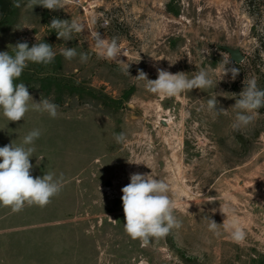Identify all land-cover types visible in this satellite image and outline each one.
I'll use <instances>...</instances> for the list:
<instances>
[{"label": "rangeland", "instance_id": "1", "mask_svg": "<svg viewBox=\"0 0 264 264\" xmlns=\"http://www.w3.org/2000/svg\"><path fill=\"white\" fill-rule=\"evenodd\" d=\"M14 2L0 0V52L14 54L18 41L53 47V62H28L14 83H24L36 102L57 104L58 114L37 111L30 100L24 118L11 122L0 109V147L23 146L38 129L26 146L34 148L31 174H62L63 187L44 207L14 213L0 206V264H264V107L247 127L231 128L244 82L255 77L264 89V37L252 30L248 0H64L57 10ZM53 18L85 29L59 39ZM88 28L116 37L127 57H100ZM226 46L240 49L244 61ZM65 47L77 56L65 59ZM223 66L239 69L235 80L222 78ZM157 67L189 78L207 70L214 84L161 98L134 78L142 69L154 80ZM210 98L226 111H210ZM121 132L126 139L118 143ZM132 173L169 183L178 204L182 226L147 247L124 230L121 189ZM220 204L244 222L242 245L223 228L219 237L209 231L210 219H225Z\"/></svg>", "mask_w": 264, "mask_h": 264}, {"label": "clouds", "instance_id": "2", "mask_svg": "<svg viewBox=\"0 0 264 264\" xmlns=\"http://www.w3.org/2000/svg\"><path fill=\"white\" fill-rule=\"evenodd\" d=\"M41 5L49 10L64 8V0H29L27 7L33 8ZM19 0H15L14 7L19 8ZM105 20L103 26H107ZM55 30L59 39L71 40L73 32L81 33L85 25L76 20H60L53 18L49 24ZM102 26V27H103ZM89 39L94 41L97 54L107 60H116L121 56H126L118 42L113 37L110 41L106 37L93 29L88 28ZM37 39V38H36ZM14 54L9 51L0 52V109L4 117L11 122L22 120L29 111V101H33L32 107L41 112H47L55 118L58 114V105L48 99H40L39 102L33 100L24 83H14L28 66V62L49 64L53 62L55 53L53 47L48 43H36L29 47L26 41H18L13 46ZM61 55L65 59L71 60L77 56L75 48L61 49ZM81 62H86V53H80ZM122 71L129 74L130 64L120 59ZM138 75L134 77L138 81H146L145 88L148 92L158 95L161 98H173L192 89H206L212 87L214 81L210 78L207 70H200L189 78L187 73L177 72L175 74L166 69L157 67V78L148 79V74L142 69H138ZM223 76L231 73V79L235 80L239 74L236 67L223 66ZM221 78V79H222ZM217 85V84H216ZM238 99L233 108L237 109L235 119L231 128L236 131L251 124L258 115V109L264 107V89L258 88L255 77L250 78L243 90L238 94ZM208 109L217 115L224 113L222 107H218L217 99H209ZM40 136V131L34 129L23 139V146H14L13 143L0 147V206L9 207L12 212L21 211L25 205H37L44 207L51 202V198L58 195L63 187V175L59 179L54 178V174L45 172L40 177H33L31 169L33 165L30 157L34 152L31 145ZM118 143L123 142L126 137L123 132L116 135ZM43 159V158H41ZM123 195L122 206L124 212V230L133 240H139L142 247H147L151 240L160 239L167 236L172 229H179L182 224L174 215L178 208L176 199L169 195L172 191L169 183L157 179L150 173L130 174V183L121 189ZM221 199H231L228 194H224ZM217 201L215 196H209L208 203ZM217 209L213 208L212 212ZM218 211L225 217L222 224L210 219L208 229L215 236L219 237L223 228L231 240L237 244H243L246 240V229L244 222L235 214L233 209L227 205L219 206Z\"/></svg>", "mask_w": 264, "mask_h": 264}, {"label": "trees", "instance_id": "3", "mask_svg": "<svg viewBox=\"0 0 264 264\" xmlns=\"http://www.w3.org/2000/svg\"><path fill=\"white\" fill-rule=\"evenodd\" d=\"M250 13L254 16L253 32L261 34L264 37V26L262 21L264 18V0H248ZM264 43V42H263Z\"/></svg>", "mask_w": 264, "mask_h": 264}, {"label": "water", "instance_id": "4", "mask_svg": "<svg viewBox=\"0 0 264 264\" xmlns=\"http://www.w3.org/2000/svg\"><path fill=\"white\" fill-rule=\"evenodd\" d=\"M225 49L230 53L231 58L235 60L236 62L242 63L244 61L245 56L243 55L240 49L232 48L229 46H226Z\"/></svg>", "mask_w": 264, "mask_h": 264}, {"label": "bare ground", "instance_id": "5", "mask_svg": "<svg viewBox=\"0 0 264 264\" xmlns=\"http://www.w3.org/2000/svg\"><path fill=\"white\" fill-rule=\"evenodd\" d=\"M87 10L90 11V10H92V8H90V6H89V7H87Z\"/></svg>", "mask_w": 264, "mask_h": 264}]
</instances>
